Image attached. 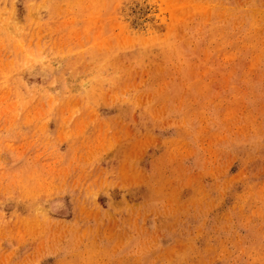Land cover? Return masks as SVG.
<instances>
[{
    "label": "rangeland",
    "instance_id": "1",
    "mask_svg": "<svg viewBox=\"0 0 264 264\" xmlns=\"http://www.w3.org/2000/svg\"><path fill=\"white\" fill-rule=\"evenodd\" d=\"M0 264H264V0H0Z\"/></svg>",
    "mask_w": 264,
    "mask_h": 264
}]
</instances>
